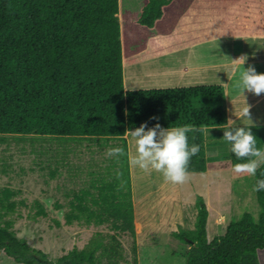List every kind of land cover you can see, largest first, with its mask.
Masks as SVG:
<instances>
[{"label":"trees","instance_id":"trees-1","mask_svg":"<svg viewBox=\"0 0 264 264\" xmlns=\"http://www.w3.org/2000/svg\"><path fill=\"white\" fill-rule=\"evenodd\" d=\"M247 2L0 0V142L32 136L56 144L88 141L100 148L115 142L114 148L125 151L124 156L110 157L107 177L97 176L73 193L64 215L66 225L108 226L113 234L96 233L83 248L51 260L15 235L13 222L5 218L23 203L12 201L16 192L3 188L1 254L15 264H120V235L132 239L136 253L128 149L121 136L143 123L148 128L157 123L164 129L186 124L221 128L226 113L219 85L125 90L124 51L135 54L147 46L141 58L148 59L223 36L264 35L261 14ZM127 27L140 38L124 41ZM250 130L257 148L264 150V125ZM187 137L189 147L200 146L187 170L204 173L210 160L204 154V132ZM227 145L231 168L248 162L238 160ZM57 172L55 168L50 177ZM258 179H264V164L256 171L254 186ZM255 197L256 219L244 212L230 220L223 235L208 240V211L197 196L193 228L179 227L172 233L188 246L183 264H264V191L255 192ZM35 206L37 215L45 216L42 205Z\"/></svg>","mask_w":264,"mask_h":264},{"label":"rangeland","instance_id":"rangeland-1","mask_svg":"<svg viewBox=\"0 0 264 264\" xmlns=\"http://www.w3.org/2000/svg\"><path fill=\"white\" fill-rule=\"evenodd\" d=\"M249 1L252 2L249 6L255 4L264 20V0H248L247 3ZM122 33L126 42L140 38V33L128 27ZM144 47H140L135 54H130L131 50L125 47V57L139 55L147 50ZM222 47L220 42L201 44L198 50L199 64L221 62L224 52ZM189 58L186 51H180L127 65L123 67L124 76L127 79V76L133 75L135 79L133 84L125 80L124 88L170 89L181 85L180 76L174 69L181 63H187ZM190 62L198 63L194 57ZM167 70L170 74L166 73ZM206 74V78L210 80L218 75L210 69L206 70ZM187 80L186 78L184 81ZM250 118L252 123L262 122L264 125V120L259 121L257 116ZM215 134L217 145L214 153H211L213 147H209L210 144L204 141V154L212 158L206 163L209 171L201 174L191 173L186 183L178 185L179 197L177 199L174 196V209H165L167 206L172 207L171 200L165 201L170 198V195L164 192L170 186L168 182L162 184L159 191V197L164 192L166 199L159 200L158 195H154L150 199L139 198L138 202L134 201L136 215L138 219H142L140 224L144 223L145 226L140 228L139 223L137 225L135 254L131 250L132 239L128 235L118 237L123 249L120 264H183L182 255L188 246L173 238L172 233L177 232L179 227L193 228L197 196L202 197L204 202L206 200L209 206L208 240L223 235L230 220L238 219L244 212L250 213L254 219L257 218L259 209L255 192L252 190L254 176L237 175L232 171L233 168L229 166L227 159L228 145L223 140V132L220 130ZM114 144L115 142H111L106 149L88 141L56 144L32 136L8 137L4 142H0V190L11 189L16 192L12 201L23 203L18 204L15 212L5 218L13 222L15 235L25 240L29 246L43 251L49 259L55 260L72 248H83L96 233L113 234L108 226L94 227L78 223L66 225L64 215L70 209L69 202L74 192L88 187L89 182L97 176L107 177L106 168L110 164L107 152L114 148ZM55 168L58 172L52 178L50 172ZM133 169L132 174L138 175L140 169ZM163 180V176L154 171L145 184L137 177L136 185L150 190V187L153 188ZM158 200L159 203L155 205ZM36 202L42 205L45 216L37 215ZM148 202H151L155 209L149 207L150 220L143 221L140 214ZM168 215L173 216V219H166ZM0 264L15 263L0 253Z\"/></svg>","mask_w":264,"mask_h":264},{"label":"clouds","instance_id":"clouds-1","mask_svg":"<svg viewBox=\"0 0 264 264\" xmlns=\"http://www.w3.org/2000/svg\"><path fill=\"white\" fill-rule=\"evenodd\" d=\"M247 59V56L241 55L232 61L241 67L239 78L232 87L242 96L245 92L259 96L264 93V74H257L252 65L242 69ZM222 85L226 89L227 97L228 85ZM236 118L246 121L247 127L237 126L235 121L229 119L222 126L223 140L231 145L230 151L238 160L248 158V162L235 164L232 171L237 175L255 176L257 169L264 164V150L257 148V140L250 130L252 127L250 106L244 102V107ZM198 131L206 134L209 132L205 126L186 124L182 127L164 129L158 123L151 128H148L147 123H143L135 130H126L121 138L128 140L130 145V151L127 153L129 166L149 174L155 171L163 176L165 182L173 185L186 183L192 175L187 170L189 161L200 151L197 144L189 147L187 133ZM107 155L120 157L125 155V151L117 147L109 149ZM252 190L264 191V179H258Z\"/></svg>","mask_w":264,"mask_h":264},{"label":"crops","instance_id":"crops-1","mask_svg":"<svg viewBox=\"0 0 264 264\" xmlns=\"http://www.w3.org/2000/svg\"><path fill=\"white\" fill-rule=\"evenodd\" d=\"M214 42H220V45H223L222 51L223 56L221 62H216V63H202L199 64L200 59L198 58V50L199 46L204 43H209L213 44ZM240 43V44H238ZM239 45H241L239 48H237ZM144 48H147L145 46ZM142 49V48H141ZM145 51V50H144ZM142 51L141 53H143ZM180 51H186L188 56L190 57L189 59L191 60L193 57L197 60L198 63H192L190 60H188L187 63H181L179 66L175 67L174 70H176L179 74V80L181 81V85L178 84V86H174V88H181V87H193V86H211V85H219L223 88L224 92V106H225V113H226V123L229 119H232L233 121L236 122L237 126H247V122L244 120L237 119L236 117L239 115L240 110L244 107V102L250 106V117L251 116H257V119L259 121L264 120V93H262L259 96L253 95L250 92H245L243 96L239 93L238 90L234 89L232 85L235 83V81L239 78V73L241 71V67L239 65H235L232 63L236 58H238L241 55H245L248 57L246 60L245 64L242 66V69H247L249 65L254 66L256 73L257 74H264V35H250V36H223L221 38H216L209 40L207 42H202L198 44H193L190 45L189 47L174 51V53L180 52ZM141 53L137 56H131L130 58L125 57V62L123 63V67L134 64L137 62H141L147 59L141 58ZM125 54V52H124ZM133 54V53H130ZM170 54V53H169ZM218 54V53H216ZM167 55V54H166ZM212 55V54H211ZM163 56V55H162ZM155 58V57H153ZM151 59V58H148ZM202 60V59H201ZM129 67V66H128ZM210 69L212 72H215L218 74L217 76H213V78L210 80L209 78L207 79L206 77L208 76L206 74V70ZM199 71V73H198ZM171 72V71H170ZM174 72V71H173ZM171 72V73H173ZM168 73V70L166 71ZM170 74V73H168ZM188 79L187 81H184L185 79ZM133 75H129L126 77L124 76L123 73V83L125 80H128V82L133 84ZM183 79V80H182ZM188 85H185V83ZM222 84H227V92L228 95L225 97V91L226 89L223 87ZM132 86V85H131ZM133 89V88H132ZM127 90V89H125ZM251 120V118H250ZM225 123V124H226ZM262 122H256L255 124L251 122L252 126L255 125H263L261 124ZM209 132L206 136V133L204 132V141L205 143H209V147L212 148L209 150V152L214 153L215 146L217 145V135L215 134L218 131L223 132V128H213V129H208ZM212 133V134H211ZM208 140V142H206ZM127 143V149L128 152L130 151V145L128 143V140H126ZM103 148V147H102ZM106 148V147H105ZM107 149V148H106ZM208 159H212L211 157L205 156ZM230 166V164H229ZM231 167V166H230ZM134 170L132 167L129 166V175H130V187H131V200H132V205L134 201L136 200L138 202V199H143V198H152L154 195H158L157 199H166L165 195L163 193H168L170 195V198L166 199L171 200L172 202L170 203L172 207L168 208L165 207V209H174V196L178 199L179 197V191H178V185H173L170 183V186L168 189H165L166 191L162 192L160 194V189L162 184H165L164 180L160 182L158 185H154V187H150V190L148 189H143L141 187H138L136 185V179L137 177L142 181V183H147L146 180H150V175L154 172L152 171L150 174L141 172V170L138 171V175H133L132 171ZM209 171L208 165L206 166V171L204 173H207ZM134 177V179L132 178ZM147 178V179H146ZM135 180V181H134ZM159 199V200H160ZM159 200L155 202V205L159 203ZM204 200V199H203ZM135 205V203H134ZM133 205V214H134V230L135 234L137 235L138 230H137V225L139 223V227L145 226L144 223L141 225L140 223L142 219H138L136 212H135V206ZM205 205L208 211V205L205 200ZM155 209V206H151V202H148V204L145 207V210L142 211L140 214L141 217H143V221H148L150 219V216L148 214V208ZM166 211V210H165ZM162 216V215H161ZM209 216V213H208ZM164 217V216H162ZM209 218V217H208ZM208 218H207V224H206V231L208 230ZM145 219V220H144ZM166 219H173V216L168 215ZM140 221V222H139ZM192 228V227H191ZM142 230V229H141ZM174 233V232H173ZM208 233V232H207ZM135 235V239H136Z\"/></svg>","mask_w":264,"mask_h":264}]
</instances>
